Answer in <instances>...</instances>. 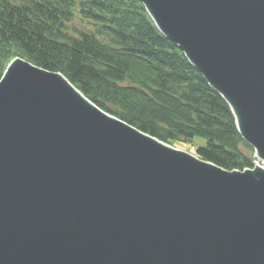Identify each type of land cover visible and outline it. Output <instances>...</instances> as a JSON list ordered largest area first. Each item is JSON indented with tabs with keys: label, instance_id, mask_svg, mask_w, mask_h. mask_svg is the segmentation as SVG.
Returning <instances> with one entry per match:
<instances>
[{
	"label": "water",
	"instance_id": "1",
	"mask_svg": "<svg viewBox=\"0 0 264 264\" xmlns=\"http://www.w3.org/2000/svg\"><path fill=\"white\" fill-rule=\"evenodd\" d=\"M264 162V0H138ZM0 264H264V168L228 171L20 58L0 82Z\"/></svg>",
	"mask_w": 264,
	"mask_h": 264
},
{
	"label": "trees",
	"instance_id": "2",
	"mask_svg": "<svg viewBox=\"0 0 264 264\" xmlns=\"http://www.w3.org/2000/svg\"><path fill=\"white\" fill-rule=\"evenodd\" d=\"M15 58L61 73L166 144L205 141L194 151L200 159L228 171L254 167L227 102L138 0H0V80Z\"/></svg>",
	"mask_w": 264,
	"mask_h": 264
},
{
	"label": "rangeland",
	"instance_id": "3",
	"mask_svg": "<svg viewBox=\"0 0 264 264\" xmlns=\"http://www.w3.org/2000/svg\"><path fill=\"white\" fill-rule=\"evenodd\" d=\"M76 25H79L78 23ZM89 27L85 24L82 25V29H88ZM205 143V141H200L196 140L194 143H191L189 145H182V146H177L176 148L182 149L184 151H188L191 153H194L195 148H197L200 144ZM256 162V157H255V152L252 154V163Z\"/></svg>",
	"mask_w": 264,
	"mask_h": 264
},
{
	"label": "bare ground",
	"instance_id": "4",
	"mask_svg": "<svg viewBox=\"0 0 264 264\" xmlns=\"http://www.w3.org/2000/svg\"><path fill=\"white\" fill-rule=\"evenodd\" d=\"M262 168H264V166H261Z\"/></svg>",
	"mask_w": 264,
	"mask_h": 264
}]
</instances>
